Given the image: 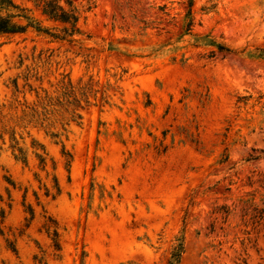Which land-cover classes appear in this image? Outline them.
I'll use <instances>...</instances> for the list:
<instances>
[{
    "label": "rangeland",
    "instance_id": "374dc122",
    "mask_svg": "<svg viewBox=\"0 0 264 264\" xmlns=\"http://www.w3.org/2000/svg\"><path fill=\"white\" fill-rule=\"evenodd\" d=\"M14 1L0 264H264V0Z\"/></svg>",
    "mask_w": 264,
    "mask_h": 264
},
{
    "label": "trees",
    "instance_id": "16d2710c",
    "mask_svg": "<svg viewBox=\"0 0 264 264\" xmlns=\"http://www.w3.org/2000/svg\"><path fill=\"white\" fill-rule=\"evenodd\" d=\"M42 5L44 13L48 14L55 20L62 21L64 23H71L73 28L76 27L77 22L80 20V9L75 4L76 0H35ZM194 1L190 0L189 10L185 15V22L188 31L192 29L194 25V13H193ZM158 9L165 10L163 6H159ZM31 26H35L41 29V25L36 24L31 15L25 13V8H22L14 0H0V35L23 33ZM70 35V34H69ZM59 37V35H55ZM201 43L214 46L215 51L231 52L232 49L223 43H220L210 37L209 35L201 36ZM165 46V45H162ZM160 48L158 47L157 50ZM184 252V238L179 239V243L174 248L170 261L168 264H179L182 254Z\"/></svg>",
    "mask_w": 264,
    "mask_h": 264
}]
</instances>
